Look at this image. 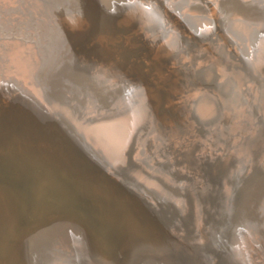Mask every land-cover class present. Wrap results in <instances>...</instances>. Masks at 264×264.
I'll return each instance as SVG.
<instances>
[{
  "label": "bare ground",
  "instance_id": "bare-ground-1",
  "mask_svg": "<svg viewBox=\"0 0 264 264\" xmlns=\"http://www.w3.org/2000/svg\"><path fill=\"white\" fill-rule=\"evenodd\" d=\"M31 1L47 13L57 8ZM64 4L75 6L72 10L79 13L69 22L70 48L63 64L67 74L63 81L71 89L55 91L49 107L61 114L63 122L55 139L70 149L63 165L70 172L88 173L86 161L131 163L127 176L110 170L113 188L135 189L143 195L152 219L165 225L163 233L169 238L210 251L205 264H264V0H65ZM3 35L0 106L14 99L27 105L28 133L48 143L53 129L48 114L28 100L25 88L43 99L38 79L54 43L48 36ZM4 134L15 139L27 161L35 158L41 165L40 157L45 163L39 170L29 165L36 182L32 190L19 187V191L24 202L31 195L36 206L48 208L42 232H49L50 246L41 249L38 236L15 229L16 254H23L27 264H46L45 251L55 256L48 264H91L79 257L80 247L88 251L94 245L93 232L104 231L110 234L108 245L114 255L118 246L119 263L129 264L134 254L114 241L120 236L119 222L111 217L106 191L95 188L93 194L105 207L95 213L89 212L84 191L46 188L40 178L50 166L30 136L15 137L8 130ZM161 160L174 161L169 173L157 165ZM197 166L205 171L204 177ZM175 168L179 176L173 174ZM193 168L201 175L193 184L180 178ZM26 174H20L22 180ZM173 179L184 186L187 198L169 185ZM190 192L209 194L208 223L214 230L209 240L203 210L199 204H188ZM180 211L190 214L193 232L179 223ZM144 226L138 230L137 225L136 243L155 236L150 229L142 230ZM3 230L6 219L0 213V233ZM179 258L172 264H188L187 257Z\"/></svg>",
  "mask_w": 264,
  "mask_h": 264
},
{
  "label": "water",
  "instance_id": "water-1",
  "mask_svg": "<svg viewBox=\"0 0 264 264\" xmlns=\"http://www.w3.org/2000/svg\"><path fill=\"white\" fill-rule=\"evenodd\" d=\"M22 1L26 3L25 6H6L2 3L3 1H0V32L2 31V33H5L9 31L12 33L23 26L26 31L28 29V32L33 30V33L39 38L48 36L50 41L54 43V48L51 50L49 49V54L44 62V73H42V76L38 79V84L42 89V97L45 100L37 96L30 87L26 86L25 88L27 90L26 94L28 100L35 105L39 104L48 114L53 129L52 133H50V141L45 143L33 132L28 133L30 130L27 126V118L25 116L24 118L18 116V113H20L18 110H14L12 107L10 110L5 107H0V213L5 217L7 226V230H3L0 233V264H22V256L16 254L13 248L12 241L13 238L17 236V234H14V232H16L14 231L15 229H17L18 234L22 229L24 232L28 231L31 234H35L36 237L38 236L37 238H40L43 244L41 249L45 248V246H50L49 239L51 240L48 231L42 232V228L46 222H48V217L50 216L48 208L45 210L42 207L36 206L35 202L31 201V195L29 196L30 201L27 199V201L24 202L21 198L19 187H27L29 190H32L36 182L35 178L37 177L29 172V162L23 153L17 146L12 144L10 140L5 138L4 133L6 130L14 134L15 137H23L28 134L30 140L40 149L42 158L45 159L50 166V169L45 172L46 174L40 178L42 185L46 186V188L50 187L51 189L61 186L66 190L86 191L87 195L84 197L89 203V212L93 211L97 213L99 212L98 209L104 212L103 208L105 207L102 205L101 199L93 194L95 193L96 187L104 192L106 191L108 197L105 195L104 199H106L107 207L110 206V209L113 210L114 215H119L124 212L125 206L122 202L123 198L112 191L115 186L112 182L114 176H112L110 170L115 168L127 176L131 172V166H133L131 163H124V165H122V163L109 165L105 161L102 165H95L92 164L91 161H86V165H90V172L87 173L80 170L70 172V170L63 165L68 163L67 159L71 156L70 149L66 142L62 143L58 138L55 139L59 136L58 130L61 128L60 124L62 125L63 122L61 120V114L56 110L50 109L52 108L50 105L55 102L54 92L57 91V86L61 82L59 75L63 72L62 67L64 60L70 48L69 39H71V35L67 34L69 31V22L75 18L79 12L72 10L75 6L64 4L65 0H41L45 2L46 5H49V7H53V4L57 5V8L48 13L45 12L42 7L33 4L31 0ZM74 30L77 32L76 29ZM56 100H58V98H56ZM79 113V110L76 109L78 118H80ZM53 158L58 162H55ZM133 163L137 165L136 162ZM169 164H174V161L161 160L157 162V165L161 167V170L165 173L170 172ZM198 169L202 172L200 174L204 177L205 171L200 167H198ZM24 171L27 174L22 180L20 174L23 175ZM201 175H198L196 168L194 173L193 168L191 173L188 172V174H183L180 178H184L188 183L193 184L195 180L198 179V176ZM175 180L176 179H173V182L169 185L173 187L174 191L183 193V197L187 198L188 196L184 194V186ZM197 190L196 188V191ZM188 195H190L191 198V202H188L189 206L192 204H199V207L203 210L204 235L208 239V234H214L212 224L208 223V216L211 214L208 203L209 194L203 196L196 194V192H190ZM174 209L175 211L177 210V208ZM180 215L181 219L179 223L183 226H187L188 232H193L192 225L189 226L190 214L184 215L183 212L181 214L180 211ZM125 227L126 225L119 221L118 230L121 235H125ZM94 234L101 242L98 246V248H100L101 245L105 244L106 240H104L102 235L97 231L94 232ZM33 238L36 240L35 236ZM167 241L169 244H167V242H162V245L156 247L154 253L151 252L153 254L144 252L138 264H172L173 260L180 259V255H182L184 259L187 257L188 264H205L212 255L210 251L198 247V244L194 245L193 242L186 243L182 246V244H180L181 242H178L171 236ZM116 248L117 255L115 254L114 256L116 257L117 264H119L121 255L118 246ZM44 254V261L46 264H48V261L51 259V261H54L55 256L53 253L49 254V252L45 251ZM78 255L81 259L90 258L87 248H84V246L82 248L80 247ZM170 255H172L173 260ZM56 259L57 258H55V261L57 263ZM96 263L105 264V260L103 259L100 262L95 261V264Z\"/></svg>",
  "mask_w": 264,
  "mask_h": 264
},
{
  "label": "rangeland",
  "instance_id": "rangeland-1",
  "mask_svg": "<svg viewBox=\"0 0 264 264\" xmlns=\"http://www.w3.org/2000/svg\"><path fill=\"white\" fill-rule=\"evenodd\" d=\"M2 3L4 5H6V6L7 5H9V6H17V5L25 6V4H26L22 0L12 1L11 3H4V2H2ZM22 27L23 26L19 27L18 29L15 30V32H12V33L9 32V31H7L5 33H2V31H1L0 35L4 34L3 36H5V37H9L10 36V37H25V38H30L31 36L32 37L36 36V35L33 34V30L28 32V29H27V31L25 29L21 30ZM62 70H63L62 74L59 75V78H61V82L57 86V90H63L64 88H70L69 83H66V82L63 81L64 77H66L67 74L64 71L63 67H62ZM16 102H18V103H16ZM16 104H18V105H16ZM0 107H2V106H0ZM4 107L7 108L8 110H10L11 107L14 110L15 109L18 110V112L21 113V114L18 113L19 114L18 116H21V117L25 116L27 118L29 116V113H30V112H26V110H25V108L28 109L29 107L27 105H22L17 99L12 100L10 105L8 104L7 106H4ZM23 111H24V113H22ZM4 136H5V138H7V140H10V142H12V144H14V145L16 144L15 143V139L11 135L4 134ZM17 148L20 150V147H17ZM21 152L23 153V150ZM24 156L27 157L28 155L25 154ZM37 158H38L37 159L38 162H40L41 165L36 162L35 158L33 159V161H30L31 163L29 161L28 162H29V165L31 167H33L34 169L39 170L41 167H45V163H44L43 160H41L40 157H37ZM172 167H173V165H172ZM173 174H175L176 176H179V174L177 172V168L174 169ZM35 175H36V173H34V176ZM116 187H118V186H116ZM118 190L121 191V192H119V191H117L115 189L112 190V191L115 194H119L123 198L122 202L124 203V206H125L124 207V212H122L119 215L118 214L114 215V212L112 210L111 217L116 219L117 222L121 221L124 225H126V227H125L126 232H125V235H121L119 233L120 236L118 238H114V241L116 240L118 242V244L119 243L123 244L124 247L126 246V248L128 250L133 252L134 255H132L133 257L129 260V264H136L137 260L139 258L143 257V253L144 252L148 253V254H153L155 252L156 247L162 245V242H167V244H169L168 241H167V239L169 238L168 235H166V233H163L167 228L165 227V225L163 223L155 222L152 219L151 215L149 214L150 213V209L148 208L146 200H145L144 196L141 195L138 191L133 189V190H129V191L126 192V190H124V188H118ZM84 193H85V195H87L86 191ZM137 201H138V203H137ZM67 214H70V213H67ZM146 221H147V223H146ZM141 223H142V225H141ZM137 225H138V230H140V226L142 227L144 225H147V226H144L141 229L142 230H145V229L149 230L150 229V232H152L153 235L155 234L156 238H154L155 236L153 238L150 237L152 240L144 242V244L136 243L135 242L134 233L137 230ZM134 226H135V229H134ZM94 232H96V231H94ZM94 232H93V234H94ZM99 234H101L102 237L104 238V240H106L105 244L101 245L100 248H98V246L100 245L99 243H101V242H100V240L97 239L96 235L92 236V240L94 241V243H93L94 245H92L87 252L89 253L90 257H92V256H94V257H93V259L92 258L91 259L88 258L90 260L89 263L91 262V264H95V261L96 262H100V261H102L104 259L105 260V264L106 263L107 264H117V261H116V258L114 256L113 250H111L110 246L108 245L109 241L111 239L108 236L110 234H105L104 231L103 232H99ZM157 234H158V237H157ZM159 237L161 239H159ZM94 252L95 253L97 252V253L94 254ZM101 252H103V253L101 254ZM151 252H153V253H151ZM19 256H22V259L24 258V255L21 254V253H20ZM94 258H95V260H94ZM22 263L23 264H25V263L27 264L25 259H24V261H22ZM101 264H103V263H101Z\"/></svg>",
  "mask_w": 264,
  "mask_h": 264
}]
</instances>
